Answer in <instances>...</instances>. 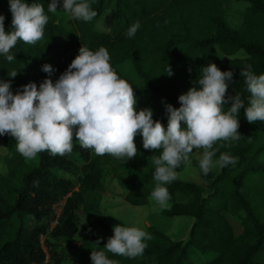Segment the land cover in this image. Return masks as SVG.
<instances>
[{"label":"trees","instance_id":"trees-1","mask_svg":"<svg viewBox=\"0 0 264 264\" xmlns=\"http://www.w3.org/2000/svg\"><path fill=\"white\" fill-rule=\"evenodd\" d=\"M227 1L88 0L97 16L90 22L67 19L65 24L69 28L56 13L47 11L50 0H29L42 4L49 16L44 38L35 45L18 41L10 53L15 56L12 62L0 55V81L10 82L14 94L29 82L39 86L49 77L42 70L44 64L54 69L49 78L55 81L78 54L80 46L91 50L102 46L108 50L116 72L134 88L137 109L150 107L153 119L160 120L165 127L164 105L179 107L178 96L193 86L201 66L210 62L222 71L233 72L228 93L239 94L247 104L250 93L239 72L250 64L255 74L264 73V0H235L245 4L238 28L225 22ZM107 11L111 12L109 30L99 29L97 22ZM0 14L5 17V30H10L8 0H0ZM136 21L140 28L129 39L125 33ZM223 56L232 58L224 62ZM127 60L141 81L139 85L117 68ZM167 65L172 69L171 76L164 73ZM12 70L18 71L14 78L8 75ZM243 111L242 108L238 117L241 138L231 142L230 147L220 148L214 157L228 152L238 158L237 163L218 172L211 170L207 175L199 168L198 160L192 163L205 183V194L193 181L175 180L165 185L170 199L175 200L163 214L191 216L188 238L172 240L147 226L145 231L152 238L146 241L143 255L131 259L106 253L110 259L118 264H198L189 259L194 247L202 253L211 252L212 257L203 264H264V122L250 124ZM0 138L8 146L5 163L9 176L15 172L13 164L23 165L24 160L16 151L14 137ZM135 144L138 154L126 161L109 155L97 156L75 140L72 152L64 156L42 152L38 154V162L22 175L10 203L2 193L6 179L0 176V264H62L70 257L77 259L76 264H92L91 251L103 250L113 234L112 226L100 212L106 175L116 174L125 200L135 206L145 205L156 185L152 156L159 152L145 150L140 135L135 137ZM141 156L146 169L132 161ZM64 197L58 224L49 229L55 218L52 205ZM81 219L87 221L89 234L79 244L69 242L63 247L54 241L71 240ZM231 220L239 223L238 233ZM41 238L48 252L46 262ZM97 238L100 245L95 242Z\"/></svg>","mask_w":264,"mask_h":264},{"label":"clouds","instance_id":"clouds-1","mask_svg":"<svg viewBox=\"0 0 264 264\" xmlns=\"http://www.w3.org/2000/svg\"><path fill=\"white\" fill-rule=\"evenodd\" d=\"M11 29L6 31L0 14V55L8 62L18 41L35 45L44 38L49 22L44 6L29 0H8ZM62 9L68 19L90 22L97 16L88 0H50L47 11ZM140 28L132 23L125 35L133 38ZM49 74L54 69L44 64ZM191 71V69H189ZM18 71L8 73L15 77ZM165 74L171 76L167 65ZM246 90L247 104L239 94L228 93L233 79L231 70L222 71L213 62L200 68V76L193 86L178 96L179 107L165 104L167 126L153 119L150 107L137 109V98L130 83L121 78L111 64L105 47L91 50L80 46L78 54L66 70L53 81L46 77L37 86L29 82L15 94L10 82L0 81V136L15 138L16 151L26 160L48 152L64 156L73 150V137L79 146L97 156L109 155L126 161L138 154L135 137H142L143 148L159 155L152 156L156 182L151 199L161 207L167 206L170 194L165 185L178 179L176 169L191 164L194 150H202L199 168L207 175L214 167L224 168L237 163L236 157L223 152L222 147L241 138L239 113L243 108L245 119L251 124L264 122V73L255 74L250 64L240 70ZM225 106H228L225 108ZM218 145V147H217ZM6 171V169H4ZM113 234L103 250H92V264H118L106 253L134 259L143 255L151 234L136 226H113ZM100 245V238L95 241Z\"/></svg>","mask_w":264,"mask_h":264},{"label":"rangeland","instance_id":"rangeland-1","mask_svg":"<svg viewBox=\"0 0 264 264\" xmlns=\"http://www.w3.org/2000/svg\"><path fill=\"white\" fill-rule=\"evenodd\" d=\"M224 6V19L226 24L231 28H238L242 21L245 4L235 0H228L225 2ZM56 14L58 17L63 19L64 25H66L65 23L68 17L63 12V10H57ZM110 15L111 12L107 11L104 17L99 22H97V27L99 29L109 30ZM67 27L70 28V26ZM218 54L222 56L220 52H218ZM238 55L242 56V53H238ZM231 58L232 57L228 56L222 57L224 62H227ZM117 68L136 85L141 83L129 60L120 63ZM73 139L75 140V137H73ZM7 154V142L0 138V176H3L6 179V183L3 185L4 189L2 193L6 196V201L10 203L13 201L15 190L20 186L22 175L29 171L38 162V156L32 160H26L23 158V165L18 163L13 164V169L15 172L10 173L8 176V167L5 163V157ZM201 155L202 150H194L190 157L191 164L186 166L183 170L177 171L178 179L176 180L193 181L204 189L203 194H205L207 192L205 183L199 177L196 167L192 164L193 161L198 160ZM132 161L141 163L142 168L146 169L144 158L142 156L140 158H136L135 160L133 159ZM4 169H6V171ZM212 170L214 172H218L220 168L214 167ZM65 177L74 180L71 175H65ZM105 184L106 189L102 193L100 212L102 218L105 219L112 226V228L117 224H123L124 226H136L143 230H146L147 226H152L156 230L165 233L172 240H186L188 238L189 230L193 223V218L191 216L169 217L163 214V211L169 209L175 199H169L167 206L161 207L154 200H152L150 196L148 202L145 205L135 206L131 205L125 200V192L117 183L115 173L111 172L106 175ZM65 198L66 197H64L63 200ZM63 200L58 203L62 204ZM57 208L58 206H56V209ZM231 223L236 233H238L240 231L239 223L234 220H231ZM88 234V223L85 221V219H81L78 225V230L71 240L59 238L57 241H54L63 247L69 244V242H72L73 244H79V242L83 240ZM210 257H212L211 252L202 253L194 247L190 249L189 259L195 263L203 264ZM76 262V258L70 257L65 259L62 264H76Z\"/></svg>","mask_w":264,"mask_h":264},{"label":"built area","instance_id":"built-area-1","mask_svg":"<svg viewBox=\"0 0 264 264\" xmlns=\"http://www.w3.org/2000/svg\"><path fill=\"white\" fill-rule=\"evenodd\" d=\"M62 200H63V199H62ZM62 200H59V201L55 202V203L52 205V211H53V213H54V215H55V218L52 219V220L50 221L49 229H52L53 227H55V226L58 224V218H59V216L61 215V212H62V206H63V204H64V200H63L62 204H61V203H58V202H60V201H62ZM56 203H58V204L55 205ZM56 206H58L57 209H56ZM42 240H43V239L41 238V246H42V250H43L44 253H45V261H44V262H46L47 259H48V252H47V248H46L45 245L43 244Z\"/></svg>","mask_w":264,"mask_h":264}]
</instances>
